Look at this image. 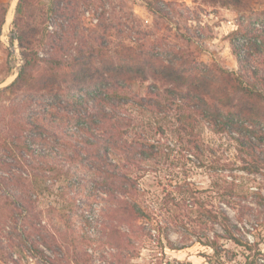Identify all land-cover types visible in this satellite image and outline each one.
Segmentation results:
<instances>
[{
	"label": "rangeland",
	"instance_id": "374dc122",
	"mask_svg": "<svg viewBox=\"0 0 264 264\" xmlns=\"http://www.w3.org/2000/svg\"><path fill=\"white\" fill-rule=\"evenodd\" d=\"M58 1L33 0L30 11L22 12L20 0H0V14L1 3L6 7L5 21L0 26V155L5 154V139L14 138L20 131L23 114V107L18 103L20 97L2 92L18 76L16 68L20 71L24 63L18 24L29 25L31 48L42 59L35 68L36 74L50 72V67L56 71H71L70 63L76 56L96 65L108 59L133 63L145 59L158 67H173L197 77L206 66L216 77L210 82L209 92L217 95L225 87L217 73L238 68L228 33L237 27L240 18L264 22V0H240L237 6L224 5L223 0H158L163 15L150 12L141 0ZM59 44H62L61 49L54 47ZM144 79L141 76L123 89L125 104L120 105L119 110L128 140L145 148L147 159L128 169L137 177L138 202L157 214L151 223L156 228L151 230L152 234L134 235L132 242L124 239L120 247L118 241L110 237L99 239L104 229L109 231L115 227L129 233V224L118 223V219L108 224L114 207L110 208L102 198L86 197L87 192L95 194L100 190H90L89 184H85L82 187L87 192L78 193L75 200L69 193L66 178H57L53 183L49 181V188L37 197L34 210L38 212L43 236L52 248L46 247L38 236L34 240L53 258L52 264H111L112 261L117 264H180L182 261L210 264V260H214L212 249L196 241V236L185 228L170 232L175 243L186 245L181 249L170 248L164 238L159 240L158 229L159 226L163 229L161 225L165 220L173 223L172 227L176 226L173 211L167 208L173 206L171 198L190 194L191 188L198 198L211 200L216 206L220 205L219 195L228 192L240 198L241 204L259 207L257 193L264 194V170L248 172L242 168L235 140L226 133L216 132L199 116L192 123L194 133L187 132L184 136L196 139L199 147L197 153L189 151L187 142L177 137L178 125L194 110L195 98L182 104L177 94L167 93L153 98L152 101L161 102L159 105L141 104L138 99L146 96L147 85L152 81ZM169 81L158 80V85L187 86L180 80ZM204 96L210 98L207 94ZM0 170L7 168L0 166ZM24 177L27 181L26 174ZM183 181H186L183 187H177L176 184ZM183 190L187 192L182 193ZM7 191L0 185V227L5 221L11 227L13 220L8 219L17 211ZM224 208L235 216V209L226 205ZM191 215L198 214L192 212ZM23 223L24 218L19 217L17 225L21 227ZM242 225L250 231L245 230L246 236L259 242L263 255L258 264H264V215L258 224L248 219ZM7 226L1 227L2 242L9 243V237L14 236L11 243L20 242L17 232L13 233ZM84 232L91 237L90 242L79 237ZM202 237L201 241L206 240ZM221 242L238 252L231 264H245L247 252L243 247L230 240ZM14 251L19 264H48L25 248L23 242L21 248L15 246Z\"/></svg>",
	"mask_w": 264,
	"mask_h": 264
},
{
	"label": "trees",
	"instance_id": "16d2710c",
	"mask_svg": "<svg viewBox=\"0 0 264 264\" xmlns=\"http://www.w3.org/2000/svg\"><path fill=\"white\" fill-rule=\"evenodd\" d=\"M141 1L150 12L164 14L158 0ZM32 2L20 0L22 12L25 9L30 11ZM239 3L240 0L222 1L224 5L237 6ZM1 11L0 26L6 14V7L2 3ZM257 22L261 21L240 18L237 28L228 33L238 68L222 69L220 74L217 73L225 82L223 91L217 95L209 92L210 82L216 77L211 68L206 66L201 68L197 77L185 75L173 67H158L145 59L135 63L108 59L96 65L76 56L70 63L71 71H56L50 67V72L36 74L35 68L42 59L31 48L29 25L18 24L24 63L16 79L2 92L8 91L20 97L18 103L23 107V114L18 134L3 142L5 154L0 155V166L7 170H0V185L8 190L11 203L17 209L13 214L14 219H8L9 222L13 220L12 226L5 221L1 227L4 229L8 225L13 233L17 232L21 241L11 243L16 238L14 236L9 237V243H3L0 232V264H19V260L14 257V247L21 248L22 242L32 254L41 256L48 264L54 263L53 258L35 241L38 236L46 247L52 248V244L43 236L38 212L34 210L37 197L49 188L50 182L61 177L66 178L69 193L75 200L78 193L82 195L87 192L82 187L85 184H89L90 190H100L104 195L87 192L86 197L102 198L110 208L114 207L111 209L112 215L108 216L111 219L109 225L114 219H118V223L129 224V233L114 227L109 231H100L99 239L110 237L117 240L120 247L124 239L132 242L136 234H152L151 230L156 227L153 224L151 226V223L156 220L157 214L138 202L140 187L137 177L132 176L128 169L147 159L145 148L142 144L135 145L128 140L124 118L119 110V106L125 104L123 99L126 96L121 92L141 76L152 79L147 85L146 96L138 99L141 104L159 105L161 102L157 99L152 101L153 98L167 93L177 94L182 104L189 102L191 97L195 98L196 103L192 105L194 110L187 113L185 121L178 125L177 137L183 143L187 142L189 151L197 153L199 147L196 139H186L184 136H187V132L194 133L192 123L199 116L208 121L216 132L226 133L235 140L240 152L239 159L243 161L242 168L248 172H263L264 28L258 27ZM54 47L61 49L62 44ZM79 52H82V48ZM158 80L181 81L187 86L161 87ZM185 183L183 181L176 185L183 187ZM192 191L189 188L190 194L178 199L175 196L171 198L173 206L168 205L167 208L173 211L176 226L172 227L173 223L165 220L164 225H161L163 229L160 226L158 229L159 240L164 238L170 248L181 249L186 245L175 243L170 232L185 228L189 234L196 236V241L212 249L211 257L214 260H210V264H231L238 255L236 250L226 247L221 240H230L243 247L247 252L245 264H258L263 255L262 249L259 242L246 236L245 230L248 229L242 224L248 219L256 224L260 222L264 215V194L261 191L257 193V208L241 204L240 198L236 199L234 194L228 192L219 195L220 205L216 206L211 200L198 198ZM222 203L235 209V216ZM192 212L198 215L192 217ZM19 217L24 218L21 227L17 225ZM202 236L206 240L201 241ZM79 237L87 242L92 240L87 232L81 233ZM111 264L117 263L112 261ZM180 264L185 263L182 261Z\"/></svg>",
	"mask_w": 264,
	"mask_h": 264
},
{
	"label": "built area",
	"instance_id": "2783aa9c",
	"mask_svg": "<svg viewBox=\"0 0 264 264\" xmlns=\"http://www.w3.org/2000/svg\"><path fill=\"white\" fill-rule=\"evenodd\" d=\"M256 25L260 28H264V22H257Z\"/></svg>",
	"mask_w": 264,
	"mask_h": 264
},
{
	"label": "water",
	"instance_id": "95a60500",
	"mask_svg": "<svg viewBox=\"0 0 264 264\" xmlns=\"http://www.w3.org/2000/svg\"><path fill=\"white\" fill-rule=\"evenodd\" d=\"M18 73H19V69L16 68V70H15V75H17Z\"/></svg>",
	"mask_w": 264,
	"mask_h": 264
}]
</instances>
